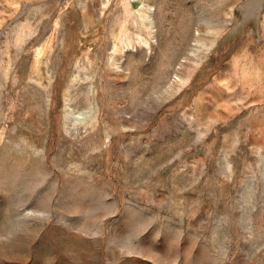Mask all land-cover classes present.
Segmentation results:
<instances>
[{"label": "rangeland", "instance_id": "obj_1", "mask_svg": "<svg viewBox=\"0 0 264 264\" xmlns=\"http://www.w3.org/2000/svg\"><path fill=\"white\" fill-rule=\"evenodd\" d=\"M0 264H264V0H0Z\"/></svg>", "mask_w": 264, "mask_h": 264}]
</instances>
